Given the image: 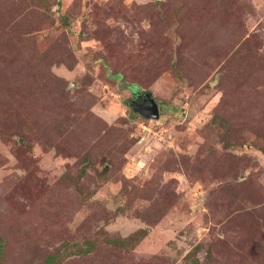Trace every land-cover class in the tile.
<instances>
[{
    "label": "rangeland",
    "instance_id": "374dc122",
    "mask_svg": "<svg viewBox=\"0 0 264 264\" xmlns=\"http://www.w3.org/2000/svg\"><path fill=\"white\" fill-rule=\"evenodd\" d=\"M0 244L264 264V0H0Z\"/></svg>",
    "mask_w": 264,
    "mask_h": 264
},
{
    "label": "water",
    "instance_id": "95a60500",
    "mask_svg": "<svg viewBox=\"0 0 264 264\" xmlns=\"http://www.w3.org/2000/svg\"><path fill=\"white\" fill-rule=\"evenodd\" d=\"M130 106L133 112L145 119L158 120L160 118L158 103L150 93L144 92L141 103L133 102Z\"/></svg>",
    "mask_w": 264,
    "mask_h": 264
},
{
    "label": "trees",
    "instance_id": "16d2710c",
    "mask_svg": "<svg viewBox=\"0 0 264 264\" xmlns=\"http://www.w3.org/2000/svg\"><path fill=\"white\" fill-rule=\"evenodd\" d=\"M109 76L111 77V74H109ZM122 83H120L119 85L121 86ZM124 86V85H123ZM127 86V89L130 90V91H137L138 88L133 86V85H125ZM124 86V87H125ZM114 243H118V241H113ZM111 243V242H110ZM66 249L64 246L63 247H59L57 249H55V251L52 253V254H49L43 261L42 264H57V261L58 263L60 264L61 261H63L64 259V255H63V250ZM61 252V253H60ZM86 253V252H85ZM84 253V254H85ZM4 256V251H3V245L0 244V264H1V259L3 258Z\"/></svg>",
    "mask_w": 264,
    "mask_h": 264
},
{
    "label": "flooded vegetation",
    "instance_id": "af4514ba",
    "mask_svg": "<svg viewBox=\"0 0 264 264\" xmlns=\"http://www.w3.org/2000/svg\"><path fill=\"white\" fill-rule=\"evenodd\" d=\"M131 94H132V99H131L130 103H133V102L141 103V100H142V97H143V93L140 94L137 91H131Z\"/></svg>",
    "mask_w": 264,
    "mask_h": 264
}]
</instances>
